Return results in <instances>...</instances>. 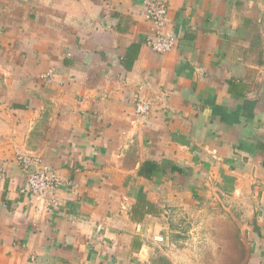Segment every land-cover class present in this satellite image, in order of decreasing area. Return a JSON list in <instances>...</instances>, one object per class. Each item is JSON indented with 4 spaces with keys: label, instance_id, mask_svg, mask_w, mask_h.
Returning <instances> with one entry per match:
<instances>
[{
    "label": "crops",
    "instance_id": "0c3cea01",
    "mask_svg": "<svg viewBox=\"0 0 264 264\" xmlns=\"http://www.w3.org/2000/svg\"><path fill=\"white\" fill-rule=\"evenodd\" d=\"M166 1L161 55L140 0H0V264H152L169 202L222 195L264 263V0ZM19 154L59 175L54 209Z\"/></svg>",
    "mask_w": 264,
    "mask_h": 264
},
{
    "label": "rangeland",
    "instance_id": "374dc122",
    "mask_svg": "<svg viewBox=\"0 0 264 264\" xmlns=\"http://www.w3.org/2000/svg\"><path fill=\"white\" fill-rule=\"evenodd\" d=\"M178 201L186 206L192 202L183 196ZM208 201L210 206L203 210L186 208L177 200L168 203L174 204L167 206L165 214L172 237L159 243L161 247L150 263L240 264L246 242L242 235L245 223H240L250 219L248 207L245 208L240 196L222 195Z\"/></svg>",
    "mask_w": 264,
    "mask_h": 264
},
{
    "label": "built area",
    "instance_id": "2783aa9c",
    "mask_svg": "<svg viewBox=\"0 0 264 264\" xmlns=\"http://www.w3.org/2000/svg\"><path fill=\"white\" fill-rule=\"evenodd\" d=\"M144 8V16L147 21L155 27L153 36L147 40V44L157 54L165 55L172 52L178 43L177 35L167 29L168 26V5L166 0H140ZM53 71L46 74L45 79H51ZM135 116L137 120L144 118L151 111V104L138 99L135 105ZM18 161L26 177V190L31 196L38 199H46L49 204L46 209L49 211L58 205V200L53 198L62 181L52 168L44 166L40 158H33L25 155H18ZM6 168L0 161V179L5 175ZM264 264V263H263Z\"/></svg>",
    "mask_w": 264,
    "mask_h": 264
},
{
    "label": "trees",
    "instance_id": "16d2710c",
    "mask_svg": "<svg viewBox=\"0 0 264 264\" xmlns=\"http://www.w3.org/2000/svg\"><path fill=\"white\" fill-rule=\"evenodd\" d=\"M145 174H147V172H145Z\"/></svg>",
    "mask_w": 264,
    "mask_h": 264
}]
</instances>
